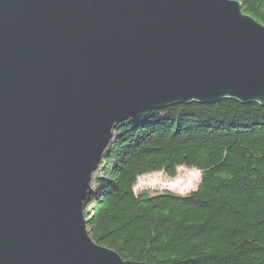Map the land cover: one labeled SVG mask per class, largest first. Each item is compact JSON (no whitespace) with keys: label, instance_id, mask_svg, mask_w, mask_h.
Wrapping results in <instances>:
<instances>
[{"label":"water","instance_id":"1","mask_svg":"<svg viewBox=\"0 0 264 264\" xmlns=\"http://www.w3.org/2000/svg\"><path fill=\"white\" fill-rule=\"evenodd\" d=\"M264 107V26L235 0H0V264H125L84 201L117 125Z\"/></svg>","mask_w":264,"mask_h":264},{"label":"trees","instance_id":"2","mask_svg":"<svg viewBox=\"0 0 264 264\" xmlns=\"http://www.w3.org/2000/svg\"><path fill=\"white\" fill-rule=\"evenodd\" d=\"M264 26V0H235ZM201 174L189 195L137 193L140 178ZM84 214L125 264H264V107L221 101L153 110L117 125Z\"/></svg>","mask_w":264,"mask_h":264},{"label":"rangeland","instance_id":"3","mask_svg":"<svg viewBox=\"0 0 264 264\" xmlns=\"http://www.w3.org/2000/svg\"><path fill=\"white\" fill-rule=\"evenodd\" d=\"M201 181V174L197 170L180 168L175 179L167 177L163 173H154L139 179L135 191H148L162 193L169 191L180 195H189L195 191Z\"/></svg>","mask_w":264,"mask_h":264}]
</instances>
